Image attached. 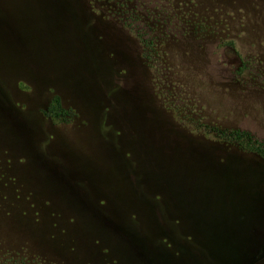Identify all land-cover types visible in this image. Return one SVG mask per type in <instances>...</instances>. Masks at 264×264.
<instances>
[{"label": "rangeland", "instance_id": "rangeland-1", "mask_svg": "<svg viewBox=\"0 0 264 264\" xmlns=\"http://www.w3.org/2000/svg\"><path fill=\"white\" fill-rule=\"evenodd\" d=\"M234 130L264 142V0H0V264H264Z\"/></svg>", "mask_w": 264, "mask_h": 264}, {"label": "trees", "instance_id": "trees-1", "mask_svg": "<svg viewBox=\"0 0 264 264\" xmlns=\"http://www.w3.org/2000/svg\"><path fill=\"white\" fill-rule=\"evenodd\" d=\"M43 114L54 123L69 121L73 116L72 110L62 105L61 99L57 94L51 97L43 110ZM228 138L230 141H235L245 149L256 152L264 158V142L254 140L248 132L234 130L228 133Z\"/></svg>", "mask_w": 264, "mask_h": 264}]
</instances>
